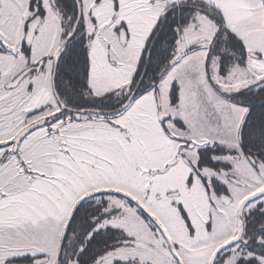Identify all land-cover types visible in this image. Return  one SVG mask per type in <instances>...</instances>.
Masks as SVG:
<instances>
[{"label":"snow or ice","instance_id":"obj_1","mask_svg":"<svg viewBox=\"0 0 264 264\" xmlns=\"http://www.w3.org/2000/svg\"><path fill=\"white\" fill-rule=\"evenodd\" d=\"M0 264H264V0H0Z\"/></svg>","mask_w":264,"mask_h":264}]
</instances>
